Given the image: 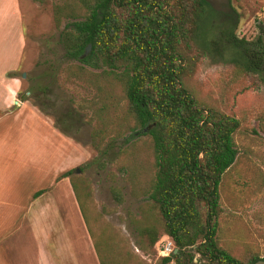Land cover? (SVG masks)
<instances>
[{"label": "rangeland", "instance_id": "obj_1", "mask_svg": "<svg viewBox=\"0 0 264 264\" xmlns=\"http://www.w3.org/2000/svg\"><path fill=\"white\" fill-rule=\"evenodd\" d=\"M61 1L8 0L5 5L12 46L4 54L8 64L1 56L0 67L13 65L9 76L18 85L11 109L18 105L25 111L22 121L2 114L0 136H28L19 132L27 122L26 128L35 123L32 128H39L42 137L56 138L58 181L69 179V202L60 195L61 187L59 201L69 207V214L64 206L62 210L80 264H100L94 241L104 264H111L109 257L113 264H159L167 234L155 221L148 197L157 171L150 136L129 130L135 124L120 83L99 74L103 68L82 66L67 57L62 34L75 18L56 23L55 5ZM230 4L232 11L221 14L210 4L215 15L202 22L198 38L202 46L184 54L189 65L182 80L201 104L240 119L235 133L238 155L220 183L218 240L242 260L253 255L264 260V76L248 73L227 45L231 26L236 36L247 40L263 33L264 0H231ZM73 8L79 17L85 12L80 4ZM33 110L41 113L40 120L33 119ZM97 128L106 131L95 141ZM65 163L67 171L62 169ZM73 181L81 183L78 191L89 226L87 235L84 228L78 233L73 226L83 218ZM113 188L120 190L121 202L114 198ZM71 204L76 215H71ZM151 224L159 229L154 247L141 234Z\"/></svg>", "mask_w": 264, "mask_h": 264}, {"label": "trees", "instance_id": "obj_2", "mask_svg": "<svg viewBox=\"0 0 264 264\" xmlns=\"http://www.w3.org/2000/svg\"><path fill=\"white\" fill-rule=\"evenodd\" d=\"M78 4L85 9L81 17L73 8ZM210 9L206 0H62L55 5L57 24L65 17L75 18L62 34L67 57L82 66L103 68L99 74L120 83L135 124L129 130L150 136L157 171L148 197L155 221L178 248L159 264H257L262 260L258 255L242 260L218 240L220 183L238 155L235 133L240 119L201 104L182 80L189 65L184 54L202 46L198 41L202 22L215 15ZM234 29H229L228 47L248 73L263 77L264 30L255 40H247L236 36ZM89 44L91 51L85 54ZM105 131L97 128L95 141ZM79 184L72 182L88 226ZM112 193L119 202L123 200L118 188ZM156 226L141 230L152 247L159 240ZM94 245L104 264L95 241Z\"/></svg>", "mask_w": 264, "mask_h": 264}, {"label": "crops", "instance_id": "obj_3", "mask_svg": "<svg viewBox=\"0 0 264 264\" xmlns=\"http://www.w3.org/2000/svg\"><path fill=\"white\" fill-rule=\"evenodd\" d=\"M5 5L8 0H0V59L2 56L3 63L6 62L4 54L10 52L12 46ZM4 33L7 36L2 39ZM4 41L6 46H3ZM12 66L0 67V121L2 114L22 121L25 111L24 106L18 105L11 109L18 85L17 79L9 76L14 72ZM6 68L8 70L3 72ZM40 117L41 113L34 111L33 119L40 120ZM26 125L27 122H23L25 128H19V132L28 136H0V264H80L69 222L62 210L64 206L69 214V207L65 203L61 206L59 201L61 187L60 195L69 202V179L58 181L57 140L51 134L42 137L39 128H32L35 123L29 126L31 128ZM62 169L67 171L68 164ZM75 209L71 204V215H76ZM73 226L78 233L81 227L85 229L84 234L89 233L83 218Z\"/></svg>", "mask_w": 264, "mask_h": 264}, {"label": "water", "instance_id": "obj_4", "mask_svg": "<svg viewBox=\"0 0 264 264\" xmlns=\"http://www.w3.org/2000/svg\"><path fill=\"white\" fill-rule=\"evenodd\" d=\"M209 4H211V6L213 7V9H215L216 11L219 12H230L232 11V7H231V0H206ZM92 45L89 44L87 49H86V53L88 54V52L91 50ZM77 171H80V168L77 169ZM178 252V248H175V253ZM175 264V263H173ZM257 264H264V260H260L257 262Z\"/></svg>", "mask_w": 264, "mask_h": 264}, {"label": "built area", "instance_id": "obj_5", "mask_svg": "<svg viewBox=\"0 0 264 264\" xmlns=\"http://www.w3.org/2000/svg\"><path fill=\"white\" fill-rule=\"evenodd\" d=\"M174 251H175L174 242L171 239H169V238H165V240L163 239V243L160 246L161 255L169 256Z\"/></svg>", "mask_w": 264, "mask_h": 264}]
</instances>
